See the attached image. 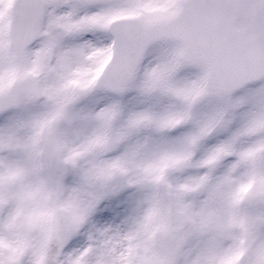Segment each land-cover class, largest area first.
I'll use <instances>...</instances> for the list:
<instances>
[{"label":"snow or ice","instance_id":"snow-or-ice-1","mask_svg":"<svg viewBox=\"0 0 264 264\" xmlns=\"http://www.w3.org/2000/svg\"><path fill=\"white\" fill-rule=\"evenodd\" d=\"M0 264H264V0H0Z\"/></svg>","mask_w":264,"mask_h":264}]
</instances>
